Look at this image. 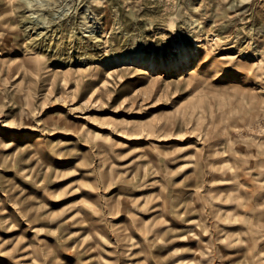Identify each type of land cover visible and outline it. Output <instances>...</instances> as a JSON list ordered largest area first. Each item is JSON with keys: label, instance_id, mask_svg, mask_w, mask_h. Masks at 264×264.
<instances>
[{"label": "rangeland", "instance_id": "1", "mask_svg": "<svg viewBox=\"0 0 264 264\" xmlns=\"http://www.w3.org/2000/svg\"><path fill=\"white\" fill-rule=\"evenodd\" d=\"M0 264H264V0H0Z\"/></svg>", "mask_w": 264, "mask_h": 264}, {"label": "bare ground", "instance_id": "2", "mask_svg": "<svg viewBox=\"0 0 264 264\" xmlns=\"http://www.w3.org/2000/svg\"><path fill=\"white\" fill-rule=\"evenodd\" d=\"M32 2L29 1V4H32ZM35 4V3H34ZM179 56L175 59H171L169 62H163L158 60H151V59H145V58H137L135 62L148 66L149 70L153 73L159 72L161 68H164L165 70L169 72H172L173 69L178 66V64H182V66H188L190 63V60L192 59V51H189L188 47L182 46L179 49ZM190 73H193L191 71ZM184 75L181 76L183 78Z\"/></svg>", "mask_w": 264, "mask_h": 264}]
</instances>
